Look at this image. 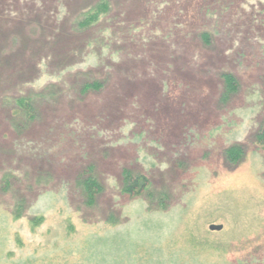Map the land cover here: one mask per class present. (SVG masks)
<instances>
[{
	"label": "rangeland",
	"instance_id": "1",
	"mask_svg": "<svg viewBox=\"0 0 264 264\" xmlns=\"http://www.w3.org/2000/svg\"><path fill=\"white\" fill-rule=\"evenodd\" d=\"M263 125L264 0H0V264H264Z\"/></svg>",
	"mask_w": 264,
	"mask_h": 264
},
{
	"label": "trees",
	"instance_id": "2",
	"mask_svg": "<svg viewBox=\"0 0 264 264\" xmlns=\"http://www.w3.org/2000/svg\"><path fill=\"white\" fill-rule=\"evenodd\" d=\"M109 4L107 2H102L95 9L91 10L82 21H80L79 26L81 28L92 27L94 23H98L100 17L106 14L109 11ZM203 38V42L208 45L212 43V39L209 34L203 33L201 35ZM225 82L227 86V94L232 95L237 91V81L234 75L227 74L225 76ZM91 87L99 88L96 83H93ZM89 86L86 87L89 90ZM29 104H23V107H27ZM258 143L262 149H264V125L262 126L260 132L258 133ZM228 157L233 162H238L243 156V151L238 146H234L227 151ZM149 179L141 176V175H133L131 173H127L124 180L123 185V193L129 196H140L143 195L149 188ZM86 184V191L90 199H94L96 193L100 190L97 181L94 178H89Z\"/></svg>",
	"mask_w": 264,
	"mask_h": 264
},
{
	"label": "water",
	"instance_id": "3",
	"mask_svg": "<svg viewBox=\"0 0 264 264\" xmlns=\"http://www.w3.org/2000/svg\"><path fill=\"white\" fill-rule=\"evenodd\" d=\"M221 229H222L221 226H212V227H211V230H214V231H219V230H221Z\"/></svg>",
	"mask_w": 264,
	"mask_h": 264
}]
</instances>
